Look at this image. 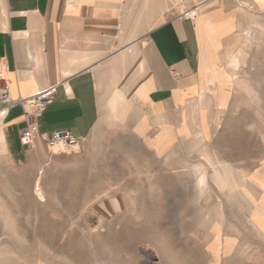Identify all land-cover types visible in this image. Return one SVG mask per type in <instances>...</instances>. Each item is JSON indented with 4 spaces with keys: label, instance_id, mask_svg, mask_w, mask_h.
<instances>
[{
    "label": "rangeland",
    "instance_id": "374dc122",
    "mask_svg": "<svg viewBox=\"0 0 264 264\" xmlns=\"http://www.w3.org/2000/svg\"><path fill=\"white\" fill-rule=\"evenodd\" d=\"M181 1L168 0L170 13L186 8ZM242 23L222 24L221 36L218 24L207 32L213 47L229 37L219 63L227 82L196 148H177L185 144L178 140L166 157L129 127L105 122L78 153L55 154L44 144L41 161L0 160V264H264V14L251 11ZM214 159L236 170L250 213H261L253 215L258 229L212 187ZM200 163L209 167L208 205L188 179Z\"/></svg>",
    "mask_w": 264,
    "mask_h": 264
},
{
    "label": "crops",
    "instance_id": "0c3cea01",
    "mask_svg": "<svg viewBox=\"0 0 264 264\" xmlns=\"http://www.w3.org/2000/svg\"><path fill=\"white\" fill-rule=\"evenodd\" d=\"M256 2L183 0L194 8L186 20L167 13L168 0H0V160L41 161L43 137L68 130L82 143L105 122L129 127L166 157L178 140L190 150L209 124L207 110L219 96L223 102L220 52L229 37L213 47L210 25L221 36L222 24L264 14ZM50 87L55 97L36 121L37 136L22 145L16 102Z\"/></svg>",
    "mask_w": 264,
    "mask_h": 264
},
{
    "label": "built area",
    "instance_id": "2783aa9c",
    "mask_svg": "<svg viewBox=\"0 0 264 264\" xmlns=\"http://www.w3.org/2000/svg\"><path fill=\"white\" fill-rule=\"evenodd\" d=\"M183 1H181V4ZM183 9V6L180 7ZM174 8L167 9V13L173 11ZM194 16V8L183 9L179 12V17L182 19L190 20ZM174 79L177 78L175 73H172ZM6 90V85L3 76L0 74V92ZM56 87H50L46 90L36 93L35 95L27 98L20 99L16 102L23 109L25 129L20 132V142L24 145L30 144L37 136V119L42 115L47 105L53 102L55 97ZM4 99L0 95V100ZM43 141L47 149L54 153H78L81 141L74 138L68 130H56L49 136L43 137Z\"/></svg>",
    "mask_w": 264,
    "mask_h": 264
},
{
    "label": "bare ground",
    "instance_id": "6f19581e",
    "mask_svg": "<svg viewBox=\"0 0 264 264\" xmlns=\"http://www.w3.org/2000/svg\"><path fill=\"white\" fill-rule=\"evenodd\" d=\"M236 60H237L236 56H233V58L230 59V61L233 63V65L235 64ZM221 79H222V83L227 82V76L225 75V72H221ZM115 100H116V98H115ZM116 102H117V100L114 103H116ZM118 104H119V102H118ZM114 108H115V106H114ZM118 108H116V109L118 110ZM110 112H112V111H110ZM113 114H116V113L114 112ZM194 115L195 114H193V116ZM198 145H199L198 143H194L192 148H196ZM57 153H59V152L55 151V154H57ZM211 155H213V154H211ZM214 164H215V168L212 170L210 177H208L211 184H212V187L215 189L216 192L226 193V194L228 193V195L234 200V202H236V204L240 207V209H242L246 213L247 217L252 221L253 225L256 226V228L258 229L259 228L258 220L256 218L254 219L253 215L255 213H259V210H257L255 208V211L253 213H250V209L245 204L246 199L244 198L242 193L237 189L236 185L233 182V176H235L236 170L233 169L232 167H230L229 165H224V164L220 163L217 159H214ZM203 166L206 167L202 163L194 165L191 168V171L189 172L190 176L188 179H191L193 182L192 188H194L197 192L198 201H204L206 203H203V204L208 205V203H212V201L210 200V197H213V194L209 190L206 189L207 175H206V173H204ZM34 185H35L34 186L35 194L38 196V198H41L42 194L40 192V178L36 179ZM218 200L219 199L216 197L214 204H216L218 202ZM259 214H261V213H259Z\"/></svg>",
    "mask_w": 264,
    "mask_h": 264
}]
</instances>
